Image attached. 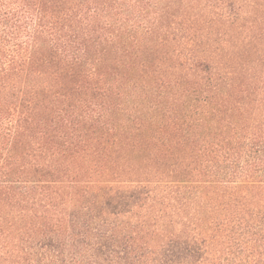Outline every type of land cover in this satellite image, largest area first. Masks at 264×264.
<instances>
[{
  "label": "trees",
  "instance_id": "trees-1",
  "mask_svg": "<svg viewBox=\"0 0 264 264\" xmlns=\"http://www.w3.org/2000/svg\"><path fill=\"white\" fill-rule=\"evenodd\" d=\"M0 264H264V0H0Z\"/></svg>",
  "mask_w": 264,
  "mask_h": 264
}]
</instances>
